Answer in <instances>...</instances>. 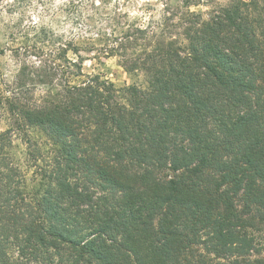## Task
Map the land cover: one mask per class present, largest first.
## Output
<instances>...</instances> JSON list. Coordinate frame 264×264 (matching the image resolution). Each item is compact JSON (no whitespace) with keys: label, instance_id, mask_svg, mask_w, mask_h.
<instances>
[{"label":"trees","instance_id":"obj_1","mask_svg":"<svg viewBox=\"0 0 264 264\" xmlns=\"http://www.w3.org/2000/svg\"><path fill=\"white\" fill-rule=\"evenodd\" d=\"M96 1L5 4L38 64L0 90V264H264V0ZM111 58L140 84L83 72Z\"/></svg>","mask_w":264,"mask_h":264},{"label":"rangeland","instance_id":"obj_2","mask_svg":"<svg viewBox=\"0 0 264 264\" xmlns=\"http://www.w3.org/2000/svg\"><path fill=\"white\" fill-rule=\"evenodd\" d=\"M13 0H0V11H2V20L0 21V90L3 89L5 83L9 84L14 76L17 74L20 64L25 63L26 66L31 64H38L37 58L31 55H16L11 49L14 48V44H10L7 34L5 33V23L7 21V15H5L4 7L6 3H10ZM201 0L197 7H192L191 11H196L201 14L207 13L212 6H208ZM63 0H54L56 5H60ZM223 4V1H220ZM96 3L103 4L108 12H115L116 14L126 15L128 18L138 20L141 23H148L149 20H158L161 15L162 5L161 0H97ZM172 5H178L175 1H171ZM37 11H29L28 15L24 18L22 25H28L29 21L38 19ZM120 20H123L120 18ZM56 28V27H55ZM60 32H65L67 35L72 29V25L67 21H62L56 28ZM73 30V29H72ZM82 31L75 30L74 33H80ZM99 62L88 61L83 65V72L86 74L99 73L104 79L113 83L116 87H122L124 85L140 84L139 80H135L125 73V71L118 65L116 59H103ZM34 95H39L41 92L40 87L34 88ZM6 117L8 115L3 109H0V132L7 128ZM37 138L38 136H33ZM15 156L18 160H23L24 145L20 140H16ZM29 178V176H27Z\"/></svg>","mask_w":264,"mask_h":264}]
</instances>
